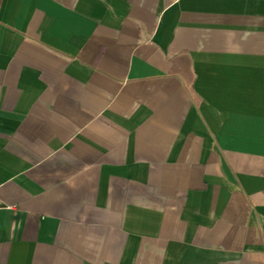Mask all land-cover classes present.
I'll use <instances>...</instances> for the list:
<instances>
[{"label":"crops","instance_id":"crops-1","mask_svg":"<svg viewBox=\"0 0 264 264\" xmlns=\"http://www.w3.org/2000/svg\"><path fill=\"white\" fill-rule=\"evenodd\" d=\"M0 264H264V0H0Z\"/></svg>","mask_w":264,"mask_h":264}]
</instances>
